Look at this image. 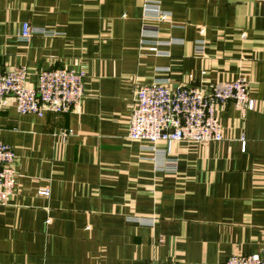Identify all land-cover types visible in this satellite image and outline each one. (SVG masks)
Returning a JSON list of instances; mask_svg holds the SVG:
<instances>
[{"label":"crops","instance_id":"crops-1","mask_svg":"<svg viewBox=\"0 0 264 264\" xmlns=\"http://www.w3.org/2000/svg\"><path fill=\"white\" fill-rule=\"evenodd\" d=\"M145 2L170 17L144 20ZM23 23L51 34L20 40ZM16 66L28 86L53 68L86 77L71 112L0 107L17 173L0 264H223L264 247V0H0V71ZM239 77L254 107L216 108L222 140L127 137L137 86Z\"/></svg>","mask_w":264,"mask_h":264},{"label":"built area","instance_id":"built-area-1","mask_svg":"<svg viewBox=\"0 0 264 264\" xmlns=\"http://www.w3.org/2000/svg\"><path fill=\"white\" fill-rule=\"evenodd\" d=\"M144 20L161 21L170 17L157 3L145 2ZM146 29V26L143 27ZM51 34L23 23L19 39L28 41L34 34ZM167 40L165 44H171ZM160 43H156L159 46ZM156 46L148 48L156 56L167 55ZM83 70L53 68L41 70L34 86L26 84L27 70L16 66L0 71V107L12 98L18 114L67 113L79 107L85 79ZM233 103L242 114L252 110L254 100L248 95V85L239 77L217 86L172 87L168 78L156 79L137 86L132 93L127 137L148 142L186 140L208 143L223 139L222 129L215 114L217 107ZM67 134V133H66ZM65 134V135H66ZM64 135V136H65ZM15 153L11 146L0 141V206L7 204L13 194L17 173L13 167ZM48 194V190L41 192ZM20 264V263H8ZM150 264H176L172 260ZM223 264H264V247L248 255H231Z\"/></svg>","mask_w":264,"mask_h":264}]
</instances>
